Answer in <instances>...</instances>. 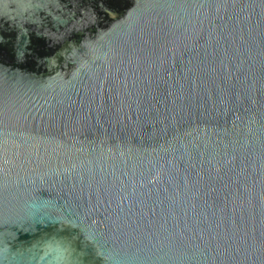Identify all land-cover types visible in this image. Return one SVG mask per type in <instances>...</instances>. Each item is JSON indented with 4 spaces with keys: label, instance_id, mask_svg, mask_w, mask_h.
<instances>
[{
    "label": "water",
    "instance_id": "95a60500",
    "mask_svg": "<svg viewBox=\"0 0 264 264\" xmlns=\"http://www.w3.org/2000/svg\"><path fill=\"white\" fill-rule=\"evenodd\" d=\"M33 196L66 220H27ZM17 232L81 264H264V0H0V237Z\"/></svg>",
    "mask_w": 264,
    "mask_h": 264
},
{
    "label": "clouds",
    "instance_id": "9594fccd",
    "mask_svg": "<svg viewBox=\"0 0 264 264\" xmlns=\"http://www.w3.org/2000/svg\"><path fill=\"white\" fill-rule=\"evenodd\" d=\"M65 207V205L63 206ZM63 207L55 199L31 197L23 206L24 217L29 221L47 218L64 222ZM78 221V223H77ZM79 228L84 246H100L99 235L91 227L81 224L78 219L72 221ZM21 235L28 237L21 239ZM105 264H114L111 253L102 249ZM73 241L56 234L36 237L34 232H17L11 236L0 237V264H81L82 253Z\"/></svg>",
    "mask_w": 264,
    "mask_h": 264
}]
</instances>
